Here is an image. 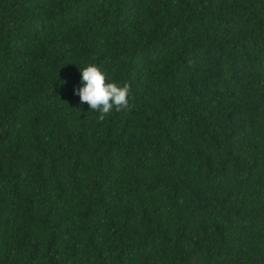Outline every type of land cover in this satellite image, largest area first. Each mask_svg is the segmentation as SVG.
Wrapping results in <instances>:
<instances>
[{
  "label": "trees",
  "instance_id": "16d2710c",
  "mask_svg": "<svg viewBox=\"0 0 264 264\" xmlns=\"http://www.w3.org/2000/svg\"><path fill=\"white\" fill-rule=\"evenodd\" d=\"M0 264H264V0H0Z\"/></svg>",
  "mask_w": 264,
  "mask_h": 264
},
{
  "label": "clouds",
  "instance_id": "9594fccd",
  "mask_svg": "<svg viewBox=\"0 0 264 264\" xmlns=\"http://www.w3.org/2000/svg\"><path fill=\"white\" fill-rule=\"evenodd\" d=\"M79 69L83 86L77 90V94L82 104H88L91 111L98 113V120L103 121L114 109H129L130 84L109 82L106 74L95 64Z\"/></svg>",
  "mask_w": 264,
  "mask_h": 264
}]
</instances>
